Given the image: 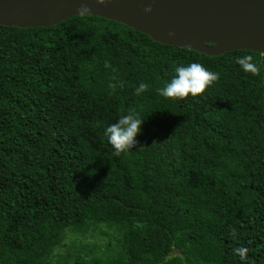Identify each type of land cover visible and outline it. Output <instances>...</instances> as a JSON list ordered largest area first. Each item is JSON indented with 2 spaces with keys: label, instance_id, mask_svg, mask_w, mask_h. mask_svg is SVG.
<instances>
[{
  "label": "trees",
  "instance_id": "obj_1",
  "mask_svg": "<svg viewBox=\"0 0 264 264\" xmlns=\"http://www.w3.org/2000/svg\"><path fill=\"white\" fill-rule=\"evenodd\" d=\"M192 62L219 79L158 94ZM132 110L145 122L115 155L104 129ZM0 264H264V54L95 15L0 25Z\"/></svg>",
  "mask_w": 264,
  "mask_h": 264
},
{
  "label": "water",
  "instance_id": "obj_2",
  "mask_svg": "<svg viewBox=\"0 0 264 264\" xmlns=\"http://www.w3.org/2000/svg\"><path fill=\"white\" fill-rule=\"evenodd\" d=\"M148 4L152 12L146 14ZM74 15L114 20L154 41L209 56L264 54V0H0L3 26L50 27Z\"/></svg>",
  "mask_w": 264,
  "mask_h": 264
},
{
  "label": "clouds",
  "instance_id": "obj_3",
  "mask_svg": "<svg viewBox=\"0 0 264 264\" xmlns=\"http://www.w3.org/2000/svg\"><path fill=\"white\" fill-rule=\"evenodd\" d=\"M97 3L102 4L104 0H97ZM143 11L147 13L152 12L150 4L144 7ZM169 36H174L169 33ZM236 63L240 65L243 71L249 72L253 75L259 74V68L251 55H242L236 58ZM175 76L164 84L163 87L158 88L157 92L164 98L182 99L189 95L198 96L202 94L206 88L212 85L213 82L219 79V74L209 70L204 65L196 62L181 65L175 68ZM147 89V85L143 82L135 88L137 95L143 93ZM144 119L140 114L134 110L127 114L121 115L115 123L108 125L104 129V136L114 149V154L119 155L122 152L128 151L136 143V137L141 132ZM239 255L243 256L246 249H236Z\"/></svg>",
  "mask_w": 264,
  "mask_h": 264
},
{
  "label": "rangeland",
  "instance_id": "obj_4",
  "mask_svg": "<svg viewBox=\"0 0 264 264\" xmlns=\"http://www.w3.org/2000/svg\"><path fill=\"white\" fill-rule=\"evenodd\" d=\"M73 239H74V236H69V237L67 236L64 242H65V244L70 245L71 242L73 241ZM64 250H65V247L62 246L59 249H57L55 252H56V254H60V253H63Z\"/></svg>",
  "mask_w": 264,
  "mask_h": 264
}]
</instances>
